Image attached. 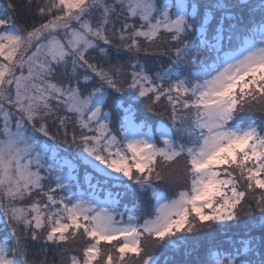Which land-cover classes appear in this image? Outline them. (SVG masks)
Listing matches in <instances>:
<instances>
[{"label": "snow or ice", "instance_id": "snow-or-ice-1", "mask_svg": "<svg viewBox=\"0 0 264 264\" xmlns=\"http://www.w3.org/2000/svg\"><path fill=\"white\" fill-rule=\"evenodd\" d=\"M22 9L0 7V264H264V0Z\"/></svg>", "mask_w": 264, "mask_h": 264}, {"label": "trees", "instance_id": "trees-1", "mask_svg": "<svg viewBox=\"0 0 264 264\" xmlns=\"http://www.w3.org/2000/svg\"><path fill=\"white\" fill-rule=\"evenodd\" d=\"M1 2H4V0H0ZM26 2V0H17V3H19L21 5V10L19 11V17L20 19L23 21L26 19V17L24 16V13H23V9H22V6L24 5V3ZM140 214V213H138ZM220 230L217 229V232H219ZM229 235H236V236H239L240 235V230L239 229H231L229 230ZM218 238H222V237H218ZM84 246V241L83 239L81 238L79 241H77L72 247L75 248V249H80ZM38 251V250H37ZM49 255V259L52 258L51 256V253L48 254ZM59 258L57 257V260Z\"/></svg>", "mask_w": 264, "mask_h": 264}, {"label": "rangeland", "instance_id": "rangeland-1", "mask_svg": "<svg viewBox=\"0 0 264 264\" xmlns=\"http://www.w3.org/2000/svg\"><path fill=\"white\" fill-rule=\"evenodd\" d=\"M3 4H4V2H1V1H0V7H2V6H3Z\"/></svg>", "mask_w": 264, "mask_h": 264}]
</instances>
